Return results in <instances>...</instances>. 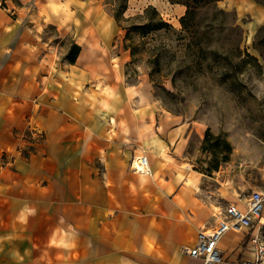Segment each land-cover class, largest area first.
Masks as SVG:
<instances>
[{"label":"crops","instance_id":"obj_1","mask_svg":"<svg viewBox=\"0 0 264 264\" xmlns=\"http://www.w3.org/2000/svg\"><path fill=\"white\" fill-rule=\"evenodd\" d=\"M97 5L0 0V264H200L181 246L242 204L238 186L199 167L201 130L128 81ZM138 151L150 174L130 168ZM247 232L222 234L218 264L250 256Z\"/></svg>","mask_w":264,"mask_h":264},{"label":"rangeland","instance_id":"obj_2","mask_svg":"<svg viewBox=\"0 0 264 264\" xmlns=\"http://www.w3.org/2000/svg\"><path fill=\"white\" fill-rule=\"evenodd\" d=\"M121 3L98 0V20ZM148 5L170 26L126 33L157 18L144 13ZM114 21L130 54L128 81L201 130L202 139L194 135L189 144L199 167L221 170L243 200L264 190V0H127Z\"/></svg>","mask_w":264,"mask_h":264},{"label":"built area","instance_id":"obj_3","mask_svg":"<svg viewBox=\"0 0 264 264\" xmlns=\"http://www.w3.org/2000/svg\"><path fill=\"white\" fill-rule=\"evenodd\" d=\"M130 168L135 173L150 174V164L144 151L132 155ZM264 190L251 189L241 205L228 203L219 210V218L211 229L200 230L193 245H182V254L197 258L200 264H218L223 256L217 248L222 234L229 230L247 229L250 256L231 264H264Z\"/></svg>","mask_w":264,"mask_h":264},{"label":"trees","instance_id":"obj_4","mask_svg":"<svg viewBox=\"0 0 264 264\" xmlns=\"http://www.w3.org/2000/svg\"><path fill=\"white\" fill-rule=\"evenodd\" d=\"M17 1V0H15ZM122 3L119 4L115 9H114V12L112 13L114 19L116 21L120 20L121 17H122V13L124 12V10L126 9L127 7V0H121ZM144 13H150L151 15H156L157 18L155 19H151L149 21H146V22H142L140 24H133V25H130V27H127L126 28V33L127 31H129L130 28H135V29H138V30H141V32H149L151 30H157V29H161L162 27H167V26H170L169 23H167L166 21H164L161 16H159L158 12L156 11V9L154 8V6L152 5H148L147 7H145L144 9ZM181 20H183V17L181 18ZM79 51V46L77 45H74V47L72 48V50H70V53L68 55V59L72 60L74 58V56L78 53ZM208 137V132L206 131L205 133V136L203 138V140L205 141L206 138ZM224 144V148L226 151H229L230 150V145L227 141H224L223 142ZM228 157L227 155H223L222 156V160H226ZM215 169V167H214ZM205 173H208L210 174L212 170L206 168V169H202Z\"/></svg>","mask_w":264,"mask_h":264},{"label":"bare ground","instance_id":"obj_5","mask_svg":"<svg viewBox=\"0 0 264 264\" xmlns=\"http://www.w3.org/2000/svg\"><path fill=\"white\" fill-rule=\"evenodd\" d=\"M148 127V126H147Z\"/></svg>","mask_w":264,"mask_h":264}]
</instances>
